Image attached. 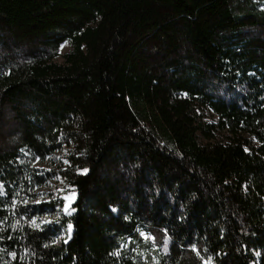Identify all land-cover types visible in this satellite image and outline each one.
Wrapping results in <instances>:
<instances>
[{
    "label": "trees",
    "instance_id": "16d2710c",
    "mask_svg": "<svg viewBox=\"0 0 264 264\" xmlns=\"http://www.w3.org/2000/svg\"><path fill=\"white\" fill-rule=\"evenodd\" d=\"M0 186V264H264V0H0Z\"/></svg>",
    "mask_w": 264,
    "mask_h": 264
},
{
    "label": "rangeland",
    "instance_id": "374dc122",
    "mask_svg": "<svg viewBox=\"0 0 264 264\" xmlns=\"http://www.w3.org/2000/svg\"><path fill=\"white\" fill-rule=\"evenodd\" d=\"M71 50V45L69 42H65L60 47V54L55 58V62L63 63L64 60L62 55ZM201 114L204 120L211 124H217L219 119L211 111L202 108ZM215 141L227 142L230 137L227 130H217L214 132ZM246 139L253 145L258 146L254 139L245 136ZM73 146L64 145L60 150L56 151L50 155L46 161H36L34 164L35 169H37V174L42 177L43 184L37 185L33 188L31 196L27 203L29 204H42L46 203L48 206V214H45L39 218L34 219V225L36 227H42L47 225L52 219H60L62 217H70L73 215V206L77 199V192L74 187L67 185L65 179L60 175H54V171L58 168H64L68 165L66 157L71 153ZM50 173V175H48ZM56 177H59L57 179ZM37 201H39L37 203ZM60 207L58 204L61 203ZM55 207L50 208L51 205ZM65 205H67V212L65 211ZM70 213V215L68 214ZM72 236V229H63L59 238L57 239V244L67 243ZM66 241V242H65ZM138 250V249H137ZM136 251V250H135ZM140 251V250H138ZM140 253V252H139ZM141 260L144 264H156L155 261L150 262L146 253H141ZM153 260H155L154 254H151Z\"/></svg>",
    "mask_w": 264,
    "mask_h": 264
},
{
    "label": "snow or ice",
    "instance_id": "6c2138e0",
    "mask_svg": "<svg viewBox=\"0 0 264 264\" xmlns=\"http://www.w3.org/2000/svg\"><path fill=\"white\" fill-rule=\"evenodd\" d=\"M82 171H84V172H86L87 171V169H83ZM57 179H59V177H56ZM0 189H2V186H0ZM39 201H37V203H38ZM65 211L67 212V205H65ZM73 211H74V209H73ZM69 215H70V213H68ZM68 229L69 230H71L72 229V224H71V222H69L68 223ZM142 235H143V233H142ZM66 242V241H65ZM193 250H195V246H193ZM258 255H259V253H257ZM12 255H14V254H12Z\"/></svg>",
    "mask_w": 264,
    "mask_h": 264
}]
</instances>
